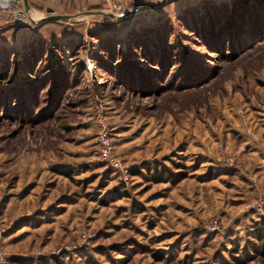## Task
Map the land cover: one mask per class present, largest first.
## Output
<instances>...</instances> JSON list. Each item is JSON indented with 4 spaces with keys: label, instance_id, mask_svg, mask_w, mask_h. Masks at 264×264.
<instances>
[{
    "label": "rangeland",
    "instance_id": "obj_1",
    "mask_svg": "<svg viewBox=\"0 0 264 264\" xmlns=\"http://www.w3.org/2000/svg\"><path fill=\"white\" fill-rule=\"evenodd\" d=\"M19 1L0 14L12 264H264V3L233 27L238 0ZM49 6L74 16L41 21ZM101 114L127 182L100 157Z\"/></svg>",
    "mask_w": 264,
    "mask_h": 264
},
{
    "label": "built area",
    "instance_id": "obj_2",
    "mask_svg": "<svg viewBox=\"0 0 264 264\" xmlns=\"http://www.w3.org/2000/svg\"><path fill=\"white\" fill-rule=\"evenodd\" d=\"M19 0H0V14L4 12H10L18 8ZM101 125L100 131L97 134V143L99 145V153L102 160L109 163L120 174V178L126 182L129 180L132 174V165L124 161L115 150L113 139L110 135L109 124L102 114L98 117ZM256 208L258 217H264V202H254L251 204ZM217 220L212 222V228H218ZM0 264H9V253L0 244Z\"/></svg>",
    "mask_w": 264,
    "mask_h": 264
},
{
    "label": "trees",
    "instance_id": "obj_3",
    "mask_svg": "<svg viewBox=\"0 0 264 264\" xmlns=\"http://www.w3.org/2000/svg\"><path fill=\"white\" fill-rule=\"evenodd\" d=\"M260 1H262V3H264V0H260ZM259 1V2H260ZM258 2V3H259ZM257 3V4H258ZM249 5H250V3H249V0H238V1H235L234 2V6H233V8L231 9V13L233 14L232 15V17H235L236 19H233L232 21V26L234 27V24H235V21H239V19H241L242 21H244L243 19H242V17L247 13V12H249V10L250 9H252V7H249ZM55 21H58V19H50V20H47V21H44V22H46V23H49V22H55ZM225 29H223V31H224ZM19 87V86H18ZM14 91V90H13ZM135 171H138V170H136V168H134L133 170H132V174L134 175H136V174H138L139 173V171L138 172H135ZM165 170H163L162 168L161 169H156L155 171H153V173H152V178H157V177H162V178H166L168 181H174V182H179L180 180H182L185 176H186V174H183V173H178L176 176H175V178L173 177V176H168V175H166V176H164V172ZM68 175H72V172H70V171H67L66 172ZM170 174H171V172H170ZM168 176V177H167ZM255 234H256V236H257V238H258V244H256V245H254L255 247V249H256V251H258L259 253H262V254H264V217H258L257 218V220H256V223H255ZM247 257V256H246ZM246 257H237L236 258V261H238V263L239 264H243L244 263V261H246L245 259H247ZM16 261H21V260H19V258H18V260H17V258H14ZM13 259V257H11V256H9V264H12V263H14V262H16L15 260ZM12 261H14V262H12ZM19 263V262H18Z\"/></svg>",
    "mask_w": 264,
    "mask_h": 264
},
{
    "label": "water",
    "instance_id": "obj_4",
    "mask_svg": "<svg viewBox=\"0 0 264 264\" xmlns=\"http://www.w3.org/2000/svg\"><path fill=\"white\" fill-rule=\"evenodd\" d=\"M164 1L165 0H159L157 2H150V3H146V4H141V5L137 6L135 9H133L132 11L146 10V9L152 8V7L162 3ZM24 4H25V8L27 10H29L30 9L29 0H24ZM47 10L50 12V14H48L47 16H42L40 18L41 21H47V20H50V19L69 20V19H71L74 16L73 14L56 13L55 9L52 8L51 6L47 7Z\"/></svg>",
    "mask_w": 264,
    "mask_h": 264
},
{
    "label": "crops",
    "instance_id": "obj_5",
    "mask_svg": "<svg viewBox=\"0 0 264 264\" xmlns=\"http://www.w3.org/2000/svg\"><path fill=\"white\" fill-rule=\"evenodd\" d=\"M19 264V263H18Z\"/></svg>",
    "mask_w": 264,
    "mask_h": 264
}]
</instances>
